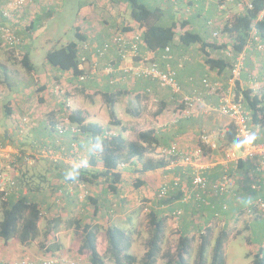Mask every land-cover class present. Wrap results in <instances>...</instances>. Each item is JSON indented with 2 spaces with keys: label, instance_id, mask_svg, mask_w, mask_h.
<instances>
[{
  "label": "crops",
  "instance_id": "crops-1",
  "mask_svg": "<svg viewBox=\"0 0 264 264\" xmlns=\"http://www.w3.org/2000/svg\"><path fill=\"white\" fill-rule=\"evenodd\" d=\"M6 1L0 0V9L9 7L11 9V16L13 17L15 11H13L12 6H8L9 4ZM24 1L25 4L22 5L24 9H19L21 10L18 11L20 17L17 18V21L13 25L15 26L16 34L22 41L19 47L20 53L22 56L27 55L29 60V41L37 38L34 33V26L38 25L39 27L46 24L54 19L56 15L61 14L65 7L64 4L67 2L73 5L74 8L78 7L76 9L78 14L73 16L71 23L75 29V33L79 31L83 35V41L78 43V55L80 60L84 59L83 61L81 60L83 74L80 76L85 75V80L80 81L78 79L80 76L76 77L70 71L53 68L45 62L48 67L41 76V79L35 78V82L32 85L24 87L22 84L24 83L23 70L25 69L14 67L11 55L10 58L5 56L2 58L3 63L2 61L0 62V70L5 69L9 78H13L15 80L14 83L21 85L19 88L20 95L16 96L13 104L9 103L11 110L9 116L15 117L14 115H17L15 120L23 117H28L29 119L26 127L16 124V127L14 125L12 128H6L3 135H0V142L8 145L11 152H13L11 156V159L14 161L13 167H16L15 165L18 166V169H11V172H9V175L16 181H19V187H16L17 189L14 188L15 190L13 189L14 192L11 200L24 197L27 200L35 201L40 205L43 216H45L46 212L53 207L55 192L51 193L52 190L50 191V189L54 185L63 183L68 171H77V176L80 173L89 176L90 171L100 169V166H91L90 161L92 158L98 159L101 150H96L93 147L95 144L87 135L74 136L71 132L73 125L62 134L54 133L55 130L53 131L52 125L59 119H63L64 117L67 119V111L80 112L84 117L85 124H97L107 136L121 135L128 142H135L139 132L151 130L158 140L157 146L151 155L155 154L156 156L157 154L159 156V152L169 149L172 145H176L182 154H194L200 151V156L197 157V160L193 159V161L204 167L202 174L207 178L209 184L222 178L224 173L232 174L235 177L232 190L236 193L234 197L229 195L220 198L214 191L210 190L204 196L217 210H220L222 204L226 203L227 211H222V206L218 219H213L212 210L210 211L207 207H201V209L197 210L193 202L194 196L192 200L182 203L181 200L184 198V193L178 189L170 192L166 198L167 201H165L166 206H164L163 201L155 203V211L160 215H169L174 209L183 211L181 222L177 223V227L173 226L176 228L172 231L178 237L180 235L190 237L193 233L197 235L206 225H209L210 227L207 228L210 229V240L211 245H213L216 236L221 231H226L228 237L223 246L225 264H230V257H234L233 242L241 238L244 242V258L247 260V263H242L241 258L234 257L232 264H252L251 254L264 245V214L259 219H255L249 213L247 206L250 201L257 197L264 199V188L260 192H252L249 189L250 178L248 174L251 167L248 162L239 161L243 165L240 169L236 167L237 164L224 161L226 152L232 151L239 156L240 150L237 147L236 141L233 143L227 142L226 133L230 126V121L227 117L220 114L219 107L220 96L222 95H232L236 98V92L239 89L252 90L255 88V85L261 88L264 87V53L257 51L254 46H248L243 51L244 68L239 80L234 85L230 80V68H210L205 62L206 56L200 50L198 44L188 47L183 46L176 36L170 44V55L166 59L162 58L160 52H152L145 45H141V55L152 56L161 71L174 73L181 93L174 94L169 89L161 88L156 80L136 77L130 72H125V69H129L132 66L135 67L138 59L130 58L129 56H126L125 59L120 58L117 55L115 46L112 44V37L117 31H122L127 37L139 32L137 31L136 24L128 18V6L125 2L126 7L122 10L120 5L123 2L115 0ZM143 1L146 2V0ZM173 1L175 4L172 0H151V3L160 4L164 10L181 13L180 19L188 20L190 30L194 33L203 30H199V18H197L200 11L210 10L216 7V5L222 11L224 7L222 0ZM232 1L228 0L227 3L229 4L226 3L227 7L223 10L226 11V15L217 21L219 26L217 25L213 29L204 31V37L199 32L197 33L205 43L222 44L225 46L231 42L230 38L226 36L223 42L220 43L217 39H213L211 31H222L229 12L243 13L240 1L237 3ZM83 3L85 6L81 8L79 5ZM66 9H68L67 6ZM81 10L84 11L79 14ZM183 12L189 13V15L185 17ZM192 12L195 15L194 18L191 14ZM2 20L7 21L6 18H1L0 23ZM223 20L224 23L222 24ZM208 23L209 21L206 22V26H209ZM125 27H132L133 30H126ZM104 45H109V47L105 49ZM0 47L2 48L1 45ZM206 51L213 58L219 59L222 56V54L221 56H217L211 49H206ZM30 63L32 64L31 60ZM107 64H111L113 67L111 74L103 71ZM28 73L32 74L33 71ZM203 80H207L211 86L217 85L218 90L211 92L209 89H206L202 84ZM105 94L115 96L113 111L115 118L117 121H120L121 125H111L112 119L109 116V109L103 98ZM194 95H198L200 101L194 105L192 110H187L183 104L179 103L183 97H193ZM261 95H264V93L261 92ZM251 130L256 133L255 142L264 143V128L251 124ZM131 133L135 134L133 138ZM203 136L208 138V145L201 142ZM38 145L52 148L55 154L59 153L60 160L58 163L53 165L48 158L43 156L37 158L32 166L25 165L23 162L21 163L19 155L32 154ZM201 146L205 147L204 150H202ZM18 152L20 154H17ZM161 158L168 162V165L150 172H153L157 177L163 174L164 177L168 178V181L175 178L173 175H176V178L181 179V181L184 175L188 176V182H183L189 187L192 174L195 170L193 166L185 163L171 165L169 163L171 159L163 156ZM131 161L132 163L120 165L123 167L119 171L122 180L135 178L138 173L141 175L150 173L139 172L141 165L136 163L135 158ZM133 174L135 175L132 176ZM47 177L49 179L45 181ZM74 181L76 182L71 183V185L69 184V186H64L63 203L66 204L68 211L65 216L69 213L77 212L78 217H80L77 219H81L82 223H89L91 217L88 218V214L90 213L87 214L88 211L97 210L99 207L101 213L104 214L105 210L110 211L111 206L109 204L111 202H117L114 204L118 205L123 211L127 209L128 205L124 201L126 199L129 200L128 193L122 192L120 195V185H125L123 181L118 185V193L115 198H113L114 195L111 193H108L110 196L105 195L102 185L97 186L87 182H79L77 178ZM85 192H89L88 195L92 197L85 198ZM98 192L99 194H96ZM188 193L192 196L190 192ZM139 194H141L140 191H138ZM90 198L96 199V204L94 202V204L91 203ZM169 202H171V205H168ZM151 204L152 202L149 203V205ZM71 210L73 211L70 212ZM131 211L132 209L129 210V212ZM61 216H63L62 212H60L59 217L61 218ZM90 216L93 217V215ZM126 216L123 217L121 226L129 225V215ZM193 219L198 220L197 225L194 224L195 221L192 222ZM235 220L238 221L237 223H240L236 227L232 225V222ZM97 223H100V221L98 220ZM61 224L51 232H47V228L45 227L42 228L41 223L38 224L39 237L36 240L40 242L43 239L47 240L45 245L44 243H40L38 248L41 247L42 249L44 246L43 254H49L48 258H51V255L58 251L66 255L65 251H68L71 247V244H69L71 235L73 233H81L72 228L64 230ZM195 235L190 246V248L195 247L194 249L198 245ZM33 243L28 247L19 246L21 249L23 248V252H29V249L35 248ZM80 243L81 237L77 248L80 246ZM209 249L211 248L209 247ZM74 250L76 251L77 249L74 248ZM144 252L145 247L137 255L135 253V240L132 241L129 253L136 258L135 264H140V259ZM163 253L162 250L155 264L165 263L162 258ZM59 257L64 256L60 255ZM206 259L208 263L211 260V255L208 254V251Z\"/></svg>",
  "mask_w": 264,
  "mask_h": 264
},
{
  "label": "trees",
  "instance_id": "trees-1",
  "mask_svg": "<svg viewBox=\"0 0 264 264\" xmlns=\"http://www.w3.org/2000/svg\"><path fill=\"white\" fill-rule=\"evenodd\" d=\"M115 1L126 3L128 6V18L136 24L137 31L141 32V39L144 45L152 52H160L162 56H169L170 44L177 36L178 41L183 46L188 47L193 44H198L200 50L203 51L206 56L205 62L210 68H229V64L226 60L213 58L210 56V53L206 51V49H211L215 52L220 50L221 46L205 43L199 34L191 32L188 20L180 19L178 23L171 22L168 26H162L159 25V22L163 17L164 9L160 4L150 8L147 2L143 0ZM178 1L179 0H176V2ZM172 2L174 3L173 0ZM250 2L252 7L250 9L244 7L243 13L241 14L229 12L227 20L222 27V33L232 40V46L236 53H240L244 49L252 28L257 30L261 41L264 42V19H258L260 13L264 9V0H251ZM125 29L133 30L132 27H125ZM212 32L213 31H211V33ZM82 41L83 35L79 31L76 32L75 40L61 46L60 48H53L46 53V63L53 68L62 71H70L76 77L82 75V63L78 55V43ZM20 42L22 41L19 38V44ZM166 49H168L167 52ZM11 50L13 56L15 49ZM20 61L21 65L27 72L33 71L32 64L27 55H21ZM153 61H155L154 58ZM9 80L10 78L7 71L1 69L0 85H7L9 88ZM238 95H242L243 106L250 111L251 123L264 128V95L254 94L252 90L248 89L237 90L236 98ZM114 97V95H103L109 109V116L112 119L111 125L118 126L121 125V123L120 121H117L113 111V105L115 102ZM9 103L10 102H7L3 105V110L8 116L11 114ZM67 116L69 124L77 126L80 130V135H87L94 144H96L98 140L102 144L99 158H92L90 161L91 166H100V169H95L92 172L90 171L89 176L80 173L76 178L79 182H87L91 185L98 186L102 183V185L105 186V195L108 193L116 195L118 193V185L122 182L118 167L125 163H132L131 160L133 158H135L137 164L139 163L141 165L139 172L142 173L161 169L168 165V162L161 159L155 160L151 157L146 158L147 154L154 152L158 143V140L155 138L151 130L139 132L135 142H128L121 135L112 137L107 136L103 129L97 124H85L84 117L80 112L67 111ZM52 126L53 131L55 130L54 133L57 134L56 123ZM226 139L228 143L236 141L234 129L231 125L227 130ZM0 143L4 145L2 142ZM201 148L204 150L205 147L201 146ZM43 150H48V148L38 145V148H36L34 153L39 154ZM19 160L22 163V159L20 158ZM240 162L237 163L236 167L241 169L243 165ZM15 166L14 169H18V166ZM15 182V188L19 187V181L15 180ZM139 185L140 184H136L137 187ZM209 185H211V183ZM13 192L14 191L12 190L5 197L0 193V239H2L4 244H7L11 240H16L21 246L28 247L37 237H39L38 224L44 216L40 205L35 201L27 200L24 197L11 200ZM218 196L221 198L229 195ZM90 202L96 204L95 199L90 198ZM225 204L226 203L222 204V206H226ZM201 207H207L210 211L212 210L213 219L219 218L221 207L220 210H217L212 203L208 206ZM201 207L197 208L195 205L197 210L201 209ZM96 213L97 211L94 210V214ZM263 214L264 212L257 215L252 214L251 216L255 219H259ZM166 220L167 215H160L154 210H151L147 214L150 235L145 243V252L140 259V264L156 263V259L161 252V246L163 244ZM49 222L47 232H51L61 224L60 217L52 219V221ZM70 225H72L76 231H80L82 236L80 246L76 250V253L81 256L87 252L89 264H105V259L112 261L113 264L136 263V258L129 253L132 239L121 227L111 225L104 230V252L101 254L98 247L101 231L99 225L94 223H82L78 219L70 221ZM205 227L199 233L197 238L198 247L195 264H206V254L209 247L211 248L210 264H225L223 246L227 240L228 234L224 230L221 231L214 239L213 245H211L210 229L207 228L210 226L206 225ZM192 241L193 237L190 238L185 235H180L175 248V254L170 256L169 253H166L164 255L166 259L165 264H188L186 258L189 254ZM172 258H174L173 261ZM251 259L252 264H264V245L260 246L256 252L251 254Z\"/></svg>",
  "mask_w": 264,
  "mask_h": 264
},
{
  "label": "rangeland",
  "instance_id": "rangeland-1",
  "mask_svg": "<svg viewBox=\"0 0 264 264\" xmlns=\"http://www.w3.org/2000/svg\"><path fill=\"white\" fill-rule=\"evenodd\" d=\"M11 0H7L6 2L8 4H10ZM198 1V0H197ZM199 1H203V0H199ZM238 1L241 0H233L232 2L237 3ZM147 4L150 6V8H153L155 5V3H151V0H146ZM228 0H222V3L224 4L223 6V10L227 7L226 5L231 3L229 1V3H227ZM227 3V4H226ZM25 4V3H24ZM23 4V5H24ZM65 7L63 9V12L61 14H58L54 17V19H52L50 22L40 25L38 27L34 26V33L35 36L37 37L35 40L29 41V58L32 62L33 65V73L29 74L26 70H23L24 73V83L22 84V86L24 87H28L29 85H32L35 82V78L41 79V76L45 73V70L47 69V65H46V61H45V55L46 53L53 49V48H60L61 46H64L65 44L75 40V29L72 27V23L71 21H73V16H76L78 14V11L76 10L77 8H74L73 5H70L68 2L64 4ZM66 6L68 9H66ZM79 6H81V8H83V6H85V4H80ZM125 4L122 3L120 5V8L122 10L125 9ZM24 9V6H18L17 10L16 8H13L15 11L13 13V17L11 16V10L8 11V7L2 8L0 9L1 11L3 10V13L6 14L9 13V17L6 18L7 21H3L0 23V28H4V29H9L11 30V32H13V34H15L18 39L19 36L16 34V29L15 26L13 25L16 21L17 18L20 17V14H18V11H21L19 9ZM220 11L219 10V6L216 5V7L211 8L210 10H203V12H199V16L197 18H199V25L200 28L199 30L201 31H196L197 33L199 32V34H201L203 37V32L206 30H210L213 29L214 27H216L219 23H217V21H219L221 18H223L226 15V11ZM243 10V8H242ZM84 10H81V12L79 14H81ZM185 15V17H187L189 15V13L183 12ZM237 13V12H236ZM193 18L195 17L194 13H191ZM125 15V14H123ZM181 13H175V12H171V10H164L163 12V17L161 18L159 25L162 26H168L171 24V22H176L178 23L181 17ZM195 18V19H197ZM227 20V19H226ZM207 21H212L213 24H211L210 26H206V22ZM203 23V24H202ZM224 23V20L222 21V24ZM204 26V27H203ZM213 26V27H212ZM219 26V25H218ZM203 27V28H201ZM219 42H222V40H219ZM0 45L2 46V48L0 47V62L3 60L2 58L8 57L10 58L11 55V59L13 60V66L14 67H19V69H22L23 66L21 65V53L19 50V47L21 46V42L19 45L15 46V52L14 55L12 56L10 49H8L6 46H4L2 44V41L0 42ZM104 71V70H103ZM105 72V71H104ZM15 80H13V78L10 77V80L8 81V84L10 85V87L8 88L7 85H2V87H0V135H3V132L6 130V128H12L14 125L16 127V124L21 125L22 127H26L27 122L29 121L28 117H23L26 119V122H22V119L19 120H15V117L17 115H14L15 117L8 116L5 114L4 110H3V105L6 104L7 102H11L12 104L14 103V99L16 98V96L20 95L19 92V88H20V84L18 83H14ZM1 86V85H0ZM8 89V90H7ZM3 92V94H1ZM18 101V100H17ZM128 117V115H127ZM14 118V120H13ZM59 125L62 126V124L66 123V117H64L62 120H59L57 122ZM17 125V126H18ZM135 133V132H134ZM132 138L135 136V134L131 133ZM39 140H41L39 138ZM28 141V140H25ZM38 148V147H37ZM48 148V147H47ZM50 150L53 151L52 148H48ZM54 152V151H53ZM17 154H20V152H18ZM21 155V154H20ZM30 155H38L36 153H32ZM54 157L58 155V160L57 162H53L52 160L51 163L53 165L57 164L58 161L60 160V155L58 154H53ZM151 155V154H149ZM148 154L146 155V158L149 157H154L155 160H159V159H163L161 158V155L159 154V156L156 154H152L151 156H149ZM17 161V160H16ZM34 164V163H33ZM32 164V165H33ZM26 165V164H25ZM29 165V166H32ZM119 170L121 171V169L123 167L119 166L118 167ZM127 172V171H126ZM134 173V172H133ZM135 174H133L132 176H134ZM49 176V175H48ZM122 177V176H121ZM137 177V178H136ZM173 177L176 178V175H173ZM48 177L45 178V181H48ZM167 177H164L163 174L159 175V177H157V175H154V173L150 172V173H146L144 175L141 174H136L135 178H130L128 180H122L125 185L121 186L120 185V195L123 193H128L129 196V200H125L124 203L126 205H128L125 211H123V209H121L118 205L116 206L115 204L117 202H111L109 205L110 207V211H106L105 213H101V210L98 209L96 210L97 213L94 214V209L90 210L87 212L88 214V218L91 217L90 220V224L94 223L96 224L97 221L99 220L100 223H97V225H99L101 227V231H100V238H99V251L102 254L104 252V241H105V236H104V230L108 227L112 225H116L121 227L124 231H126L128 233V235L131 237L132 241L135 240V253L138 255L139 253H141L142 248L145 247V243L150 235V231H149V226L147 223V214L151 211V210H156V206L155 203H160L161 201H163L164 206H166L165 201H167L166 198L164 199H159L157 197V191H158V186L159 183H161L163 180H167ZM189 177L185 176L183 177L182 181H186L188 182ZM71 181L72 183L75 182L73 180H68L65 179L63 181V183H59L57 185H54L52 189H49L52 192H55L54 195V201H53V207L46 212L45 216L42 218V220L40 221L41 223V227L42 228H47V226L49 225V221H52V219L58 218L60 216V212H62L63 216H61L60 220H62V228L64 230H66L67 228H72L74 229V227H72V225H70V221L76 220L78 217V213L77 212H73V213H69L65 216V214L68 212L67 211V206L66 204L63 203V195H64V186H69V184L71 185ZM140 181V182H138ZM136 184H140L138 187L136 186ZM102 185V183H101ZM103 190L105 189V186L102 185ZM138 191L141 192V194L138 195ZM89 192H85L84 196L85 198L87 197H92L90 195H88ZM96 194H99L96 193ZM108 196H110L109 194H107ZM117 195V194H116ZM113 198H115V196ZM96 200V199H95ZM124 200V199H123ZM152 202V206L149 205V203ZM115 203V204H114ZM168 205H171V202H169ZM152 207V208H151ZM131 212H129V210H131ZM73 210H71L70 212H72ZM128 211V212H127ZM182 211V210H181ZM183 212V211H182ZM127 213V214H126ZM57 215V217H56ZM90 215H93L90 216ZM129 215L128 218V224L121 226L122 222H123V217ZM127 217V216H126ZM182 218V214L179 218H175L173 217L171 214L167 215V220H166V226H165V232H164V237H163V244L161 246V251L163 250V254H162V258L164 260V262H166V259L164 257V255L166 253H169L170 256L175 254V248L176 245L178 243V239L179 237L173 234V229H175L177 227V223L181 222ZM1 219V218H0ZM81 220V219H78ZM197 219H193L192 222L195 221V225H197L198 220ZM238 221H233L232 225L235 227L237 225H239L240 223H237ZM52 225V224H51ZM60 226V225H59ZM176 226V227H173ZM131 228V230L128 231V229ZM71 229V230H72ZM74 231V230H73ZM131 231V232H130ZM195 233L191 234V236L194 238ZM190 236V238H192ZM199 234L195 235L196 239L198 238ZM80 237L81 233H73V235H71V239L69 244H71V247L68 249V251L66 252V255L55 252L54 254L51 255V258H48L50 255L49 254H43V247L41 249L38 248V246L40 245V243H45L47 242V240L45 241V239H43L41 242L39 240H35L33 241V245L35 246L34 249H29V252H23V248L21 249V245L16 241V240H11L9 241L7 244H4L2 239H0V263L1 264H50L51 262H55V264H70L75 260H81L83 263H89L88 261V254L87 252L84 253V255L79 256L76 251L74 250V248H77V244L80 241ZM188 237V236H187ZM194 240V239H193ZM243 240L241 238L237 239L236 241L233 242L234 245V257L235 258H241V262L242 263H247V260L244 258V247H243ZM20 245V246H19ZM198 247V245H197ZM197 247L196 249H194L195 247L190 248L189 250V254L187 256V263L188 264H195V258H196V252H197ZM164 248V249H163ZM195 250V253H194ZM161 254V252H160ZM208 254L211 255V249L208 248ZM49 255V256H48ZM60 255H63L64 257H59ZM73 255V256H72ZM234 257H230V264H232V261L234 259ZM229 258V257H228ZM69 259V260H68ZM174 258H172L173 261ZM207 261V259H206ZM105 264H113L112 261H108L107 259H105ZM165 264V263H164ZM206 264H210V262L208 263V261L206 262Z\"/></svg>",
  "mask_w": 264,
  "mask_h": 264
},
{
  "label": "built area",
  "instance_id": "built-area-1",
  "mask_svg": "<svg viewBox=\"0 0 264 264\" xmlns=\"http://www.w3.org/2000/svg\"><path fill=\"white\" fill-rule=\"evenodd\" d=\"M251 0H241L240 7L241 9L247 7L250 9ZM24 0H11L8 6H12L16 8L24 4ZM9 8V7H8ZM12 8V9H13ZM11 10L10 8L8 11ZM14 10V9H13ZM9 13H3V10H0V19L8 18ZM259 20L264 19V9L260 13ZM212 24L209 21L208 25ZM213 31V30H212ZM213 39L222 40L226 37L221 30H214L212 33ZM0 36L3 41V44L8 49H14L15 46L19 44V39L11 32L9 29L0 28ZM231 42L226 44L225 46L222 44H218L221 46V49L215 51L217 56H221L222 59L226 60L229 64L230 73H231V82L236 85V81L239 80L242 70L244 68V50L248 48V46H254L257 51L264 53V45L261 41L258 32L255 28H252L247 40V43L240 53H236L232 46ZM220 42V43H222ZM112 44L116 48L117 55L120 58L125 59L126 56L130 58H137V65L134 67H129V69H125V72H130L136 77L147 78L151 80H156L161 88L169 89L174 94H181L180 88L175 80L174 73L170 71L163 72L159 69L157 63L153 61L152 56L149 55H141L139 52L140 46L144 45L141 39V32H136L132 36L127 37L125 33L122 31H117L116 34L112 37ZM109 45H104V48L107 49ZM168 49H166V52ZM220 53V54H218ZM163 59H166L167 56L163 55ZM82 61L84 59H81ZM104 71L107 74H111L113 71V67L111 64H107L104 67ZM80 81L85 80V76L78 77ZM202 84L206 89H209L211 92H216L218 90L217 85L211 86L207 80H203ZM264 87H259L255 85V88L252 89L254 94L261 95V92L264 93ZM200 101V97L198 95H194L193 97H183L180 100V104H183L187 110H192L194 105ZM219 112L221 115L227 117L230 121V125L234 129L236 142L245 140L250 133L251 130V114L250 111L246 110L242 103V95H238L237 98L230 96H220V107ZM23 122H26V119H22ZM71 125L66 120L65 124L56 125V132L59 134L64 133L67 129H69ZM71 132L73 135H80V130L77 127H71ZM201 142L205 145L209 144V140L207 137L203 136L201 138ZM214 148V146H212ZM8 145H2L0 143V193L5 197L8 193H10L16 186L15 179L9 175L11 169L13 167V160L11 156L13 152L9 149ZM240 150V155L237 156L234 152L228 151L225 153V162L235 163L237 164L239 161L248 162L250 164V172L248 177L250 178L249 189L253 192H260L264 188V143H256L255 140L250 144H243L238 147ZM54 152L50 149L41 151L37 156L36 155H19V158L22 159V162L26 165H32L37 158L43 156L45 158H49L53 162H57L58 156L54 157ZM159 154L163 157H168L171 159L170 164L176 165L178 163H185L188 165H192L195 169L192 174V180L190 182L189 187H187L183 181L179 178H172L170 181L163 180L162 183L158 187L157 197L159 199L167 198L175 189L180 190L184 193V198L181 200L182 203H185L189 200H192L197 208L201 206H208L210 203L205 199L206 194L212 190L218 196L222 195H231L232 197L236 196V193L233 192L232 186L234 185L235 177L232 174L224 173L223 177L209 185L207 178L202 174L203 166L200 164H196L193 159L197 160V157L200 156V151H197L194 154H182L177 149L176 145H172L167 150H162ZM236 168V167H235ZM72 183V181H71ZM210 188V189H209ZM191 193L192 196L189 195ZM187 193V194H186ZM194 193V194H192ZM248 211L253 215H257L264 212V199L261 197H257L254 200L250 201L248 204ZM226 210V206L222 207V211ZM182 214L180 209H174L171 215L175 218H179ZM25 264V263H22ZM50 264H55V262H51ZM70 264H89L83 263L81 260H75Z\"/></svg>",
  "mask_w": 264,
  "mask_h": 264
},
{
  "label": "clouds",
  "instance_id": "clouds-1",
  "mask_svg": "<svg viewBox=\"0 0 264 264\" xmlns=\"http://www.w3.org/2000/svg\"><path fill=\"white\" fill-rule=\"evenodd\" d=\"M241 14V13H239ZM16 36V35H15ZM17 37V36H16ZM18 38V37H17ZM243 51V50H242ZM85 76V75H84ZM59 120H62V119H59ZM57 120L56 121V125L58 124L57 122L59 121ZM68 121V119H66ZM73 127H77L75 125H73ZM58 133V132H57ZM256 139V133L255 132H252L248 135V137L243 140V141H238L237 142V147H240L242 146L243 144H250L252 143L254 140ZM93 147L96 149V150H102V144L99 142V140L97 141V143L95 145H93ZM86 163V162H85ZM78 172L77 171H68L65 175V178L68 179V180H75L76 179V176H77ZM76 182V181H75Z\"/></svg>",
  "mask_w": 264,
  "mask_h": 264
}]
</instances>
